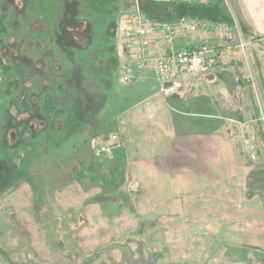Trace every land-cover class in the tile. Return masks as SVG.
<instances>
[{
	"label": "rangeland",
	"instance_id": "obj_1",
	"mask_svg": "<svg viewBox=\"0 0 264 264\" xmlns=\"http://www.w3.org/2000/svg\"><path fill=\"white\" fill-rule=\"evenodd\" d=\"M218 3L213 11L233 23L239 52L219 63L228 101L212 90L245 164V190L231 171L229 203L205 188L148 212L126 185L114 117L130 90L120 58L132 52L137 4L151 19L159 11L144 0H0V264H264V35L247 33L237 0ZM89 164L99 172L87 189L76 171ZM86 193L105 218L95 220L103 244L91 251L77 248L85 221L73 214ZM41 235L52 245L48 261Z\"/></svg>",
	"mask_w": 264,
	"mask_h": 264
},
{
	"label": "crops",
	"instance_id": "obj_2",
	"mask_svg": "<svg viewBox=\"0 0 264 264\" xmlns=\"http://www.w3.org/2000/svg\"><path fill=\"white\" fill-rule=\"evenodd\" d=\"M237 1L247 16V22L243 23L247 33L264 35V0ZM195 2V6H190V13L195 17L207 20L208 16L218 17L217 20L227 23L221 24L233 25L224 15H221L224 18L220 19L221 17L213 11L219 6V0ZM209 34L212 32L183 35L176 41L178 46L205 45L214 48L218 54V65L202 75L207 78L204 83L196 78L200 76H186L183 90L189 89V98L161 96L159 84L152 72L140 69L133 61L131 53L120 58L123 60L122 70L130 72L131 80H122L130 86V90L121 91L119 101L115 104L117 114L114 118L117 133L121 137V146L117 150L122 153L119 157L125 163V178L128 179L126 185L133 184V188H137L136 202L145 204L143 209L148 212H154L152 204L156 202L169 204L180 197L202 194L199 191L205 188L210 196H216L215 201L229 203L231 171L240 174L243 181L240 187L245 190V164L240 162L241 157L229 131V117L225 110L218 106L212 90L215 86L221 87L220 95L218 94L220 102L227 100L229 89L226 86L224 89V80L221 78L225 69H219V63L220 59L237 55L235 53L238 47L235 41H231L234 39L232 34L225 37ZM156 41L155 45H158V38ZM208 88L212 90L211 93ZM192 93L199 94L197 96L200 98H194ZM203 96H206V99H203ZM182 106L188 108L184 109ZM88 193L81 202L87 204L73 212L79 214L80 220L85 221V224L82 223L79 227L77 236L80 237L76 241L77 248L81 251L97 250L103 244V224L95 222L96 218L105 219L103 210L100 205H95L96 202L91 200L94 196L90 197ZM128 199L131 203L135 202L131 198ZM124 210L119 216L122 220L125 218ZM126 224L127 222H122L119 225L124 226L121 232L123 235L128 232ZM41 241L48 256H42V260L48 261V250L52 245L42 235L41 240L39 239V242ZM36 242L37 240L35 245ZM93 243L99 244L92 246Z\"/></svg>",
	"mask_w": 264,
	"mask_h": 264
},
{
	"label": "built area",
	"instance_id": "obj_3",
	"mask_svg": "<svg viewBox=\"0 0 264 264\" xmlns=\"http://www.w3.org/2000/svg\"><path fill=\"white\" fill-rule=\"evenodd\" d=\"M156 2H192L197 0H152ZM134 47L132 57L141 69L153 72L159 83L162 95L169 97L183 88L185 73L202 75L210 72L217 64L215 51L208 47H177L180 35L211 30L217 35L226 36L231 28L225 25H212L203 20H180L174 23L150 22L137 8L133 14ZM160 38L159 48L154 46V37ZM242 45V44H241ZM243 46V45H242ZM124 80L129 75L124 74Z\"/></svg>",
	"mask_w": 264,
	"mask_h": 264
},
{
	"label": "trees",
	"instance_id": "obj_4",
	"mask_svg": "<svg viewBox=\"0 0 264 264\" xmlns=\"http://www.w3.org/2000/svg\"><path fill=\"white\" fill-rule=\"evenodd\" d=\"M145 3H146V5H148V9H151V11L154 10L156 12L159 11V14H161L159 17L160 19H158L156 21L171 22V21H176V20L182 19V18H187L188 16L189 17H195V15H192V13H190L191 8L189 5L186 6L187 3H181V2H175V3L158 2L157 3V2L150 1V0H145ZM145 9H142V10H144V12H145L146 11ZM155 14H157V13H155ZM152 20H155V19L152 18ZM91 165H93V164H89L88 166L85 167V169H80V172L78 170L76 171L79 174L77 179H79V182L87 189L92 187V183H93L92 178L94 176H96L99 172L98 168L94 169V168H92L93 166H91ZM123 171H125L124 165L122 166V172ZM109 172L111 174L113 173L112 177H113L114 181L120 182L122 180L119 172H117V169L115 167L113 169H110ZM89 180L92 183L88 185Z\"/></svg>",
	"mask_w": 264,
	"mask_h": 264
}]
</instances>
